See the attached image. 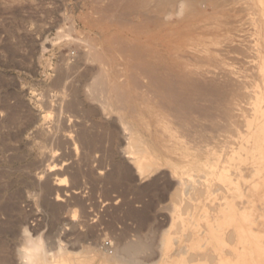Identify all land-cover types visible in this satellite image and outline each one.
Listing matches in <instances>:
<instances>
[{"label": "rangeland", "instance_id": "obj_1", "mask_svg": "<svg viewBox=\"0 0 264 264\" xmlns=\"http://www.w3.org/2000/svg\"><path fill=\"white\" fill-rule=\"evenodd\" d=\"M108 1L110 0H0L1 264H27L28 259H26L23 250L27 245L30 244L29 246H31L34 243L32 240L38 238L42 240L44 247L49 252H56L60 250V247L67 248V250L71 251L70 258L73 261L87 259V257L92 255H104L105 248H102L101 251L96 250L99 247L101 248V246L103 247V243L107 240L112 243V249H109L111 251H113V246L115 250V245L118 246L122 242H132L134 240L133 242H139L143 246L149 244L148 247L150 250H147L149 252L147 254L144 251V253L141 252V254L133 258H137L144 263H150L155 260L157 264H169L164 262L167 255L161 256L159 245H161L167 229L170 227L171 208L176 203L171 190L175 186L174 184L172 186L170 185L174 181L171 180L170 175L174 169L176 170V166L180 162L190 160L194 169L202 168L201 166L203 164V160L192 158L188 153L183 152L177 144L176 133L178 131H186L196 144L209 148L213 146L212 158L215 159L211 158L213 162L210 161V163L219 164L222 160L218 157L219 154L217 151L224 149L230 144H235L239 131L243 129V114L251 110V107L257 100V94L262 90L264 75L261 57L263 53L259 40L261 36H264V15L262 13L264 0H212L210 1L211 3L208 2V5L206 2H203L200 12L192 13H188L185 10V4L181 3L183 0H177L175 6L164 10V14L162 12H152V16L154 17H151V13L149 14L144 9L132 10L130 7H127L133 12L128 11L125 7L127 5L129 6L132 0H119L118 3L115 0L117 4L113 2L114 0ZM134 1L140 3L144 0H133L132 3ZM125 2L126 4L129 3L124 6ZM119 6L125 8L129 14L124 15L123 12L126 14L125 9L120 11L122 8L117 9ZM214 6L216 7L214 8ZM258 9L259 12H257ZM102 10L106 11V13ZM134 12L139 14H134ZM161 14L165 18L167 14V19L161 17ZM111 15L112 19L110 18ZM117 16L120 18H117ZM169 16L172 17L170 18ZM103 18L104 20H101ZM108 18L113 21L111 22ZM116 18L119 21L116 20V22ZM142 19H144L143 24L141 23ZM197 30L199 33L196 32ZM174 35H176L175 38ZM177 35L180 37L183 36L178 38ZM208 36H212V38H208ZM120 41L121 43H119ZM229 41H234L237 44ZM204 42L208 44L205 45ZM217 44H219V47ZM230 45L234 49L229 47ZM237 46L241 47L244 52L238 53V51H241V48L235 50V48H238ZM256 46L257 48H255ZM117 49L119 52H117ZM256 51L260 52V54ZM87 53L88 55H86ZM214 53L217 55L213 56L215 55ZM84 56H87L88 59ZM231 57L234 58L232 59ZM93 60L97 61L94 62ZM127 60L129 61L127 62ZM68 61L70 63L75 62L74 64L77 65L74 76L76 79H83L81 80L82 83H89L91 78L92 80L97 78H94V75L97 76L98 70H102V67L106 71L107 78L110 81L126 83V80H128L133 91L131 105L137 109V112H133V117H130V120L131 122L133 121L134 125H138L136 127L139 130L141 129L140 131L143 134L146 131L144 135H148V139L154 143L156 142V145L158 143L159 146L157 145V147L159 149L161 148L160 151L162 152L160 161L165 165L162 168L165 171L162 169L155 171V168H153L146 173L145 178H141L146 181L140 180L139 177L132 174V166L121 155L116 143H112L111 146H99L98 151L94 154L98 155L97 160L92 161V159H86L88 160L87 163L85 159L79 157L80 159L78 158L76 160L77 162L75 161L68 168L64 166L66 170L64 168L63 174L57 171L51 175L52 178L38 179V175H36L40 171L38 164L43 159L45 153L58 149L60 151H72L71 153L75 155H73L74 159L78 157L74 150H69L68 148L63 149L62 147V149H59L57 148L58 146L49 142V132L54 129L53 127L55 125L53 124L58 118L59 113L52 109V105L46 106L45 101H42L45 100V97L46 99L50 96L53 98L54 94L57 93L54 83L58 78L64 77L67 74L65 73L67 72L65 71V65ZM84 62H86L85 64L89 62L87 64L88 66ZM136 63L138 64L136 65ZM257 63L261 64L259 65V69ZM82 65L83 67H81ZM133 66L135 68L139 67L135 69ZM120 73L123 75L118 76ZM150 81L161 84L172 83L175 87L174 89L177 92L180 91L178 94L182 93L183 88L192 87L190 91L192 96L194 95L193 98L196 102L193 99L191 113H193L194 119L200 118L201 115H204V117L202 116V119H197L200 120L198 122H190L185 125L183 123H174L170 120L161 121L157 115L156 108H153V104L147 106L143 102V89L136 88L137 85L151 84ZM174 82L176 85H174ZM201 82H204L205 85ZM210 82H212L210 84L211 87L215 89L209 86ZM206 85L207 87L202 88ZM208 94L210 95L208 96ZM213 94L216 96L212 98ZM183 95L186 96L185 94ZM214 99H218V101ZM197 101L203 102L198 103ZM220 105L222 106L221 108ZM241 105L242 107H239ZM194 107L197 108L195 109ZM212 107L214 109L219 107L221 110L215 109L216 111H213ZM81 108L89 111L88 114H86L87 111L86 113L81 111L83 114H80V112L78 114L76 111L68 114L76 118L83 116L91 122L97 123L99 121V118L93 114V108L90 104L81 101ZM215 117L219 120H216ZM214 118L215 121H213ZM199 122H203V124L206 122V124L202 125ZM219 124L221 126H218ZM205 127H209L210 130ZM204 132L208 133H205L204 136ZM150 133L151 135H149ZM104 147L108 149L106 150ZM133 150L136 149L134 148ZM42 151L44 152L42 153ZM103 151L104 154H102ZM115 151L118 152L115 153ZM101 169L107 171L105 178L99 174ZM151 172L155 173L153 174ZM203 173V170L201 172L198 171L197 176L194 177L196 181L199 178L198 182H196L197 186L200 185V181L204 182ZM163 175L164 177H160ZM166 175L168 176L167 178ZM64 178H66L64 182L69 185L63 188H68L69 192L71 191L70 193L74 189L78 190L80 194L75 195L72 193V196H66L65 191L59 190L60 196L65 197L67 200L65 202L56 201V192L51 191L50 187L52 185L54 186V183L60 182L58 179ZM47 179H50L52 182L50 180L47 181ZM47 183L50 185H44ZM218 184L220 183L216 182L214 185L216 189L220 186ZM168 189H170L169 192ZM170 191L171 194H169ZM193 193L195 191L190 190L189 196ZM49 201H52L56 205L55 209L57 211L54 212L52 210L48 205ZM167 202L170 203L168 204ZM262 203L264 204L262 199L257 195V210L255 211L257 221L253 225L255 232L264 231V205ZM210 206L208 205L207 208L213 212ZM188 207L186 203L178 207L180 217L177 221L178 224L176 223L172 229L175 243L170 254L173 257H178L176 254L180 253L188 261L187 264H189V260H191L190 263L192 264L194 261H192L193 256L191 255L193 254H191L192 252L189 246L194 229L186 225L184 220L189 218L194 210L191 206V209ZM260 212L261 215L258 214ZM259 221H262V224ZM257 226L261 227L258 228ZM25 227L27 230L22 232V229ZM29 246L27 247L30 248ZM94 246H96L95 249L93 248ZM47 256L49 257L51 254ZM62 257L63 255L60 254L54 259L56 261ZM146 257L148 258L146 259ZM133 258H128L127 264H131ZM54 259L49 257L48 260L46 259V262L50 263L51 260V264H53L55 262L53 261ZM98 259L97 257V262L95 260L96 264H99Z\"/></svg>", "mask_w": 264, "mask_h": 264}, {"label": "bare ground", "instance_id": "obj_2", "mask_svg": "<svg viewBox=\"0 0 264 264\" xmlns=\"http://www.w3.org/2000/svg\"><path fill=\"white\" fill-rule=\"evenodd\" d=\"M99 1H101V0H99ZM110 1H108V2H110ZM118 1L119 0H117V3H118ZM132 1H131V3H132ZM176 1L177 0H144L143 2H140V3L134 1L132 4L129 3L130 2L129 1L128 2L130 4L129 6L127 5L128 3L126 4V2H127L126 1L124 6L127 5L125 8L130 7L132 10L144 9L149 14L151 13L150 14L151 17H154V16H152L153 15L152 12H156V13L162 12L163 13L166 8H171V7L175 6ZM210 1H212V0H188V1L183 0V1H181V3L185 4V6L184 5L183 6L185 7V10H187L188 13H192V12H200L201 7H202L201 4L203 2H206V4L208 5L209 4L208 2H210ZM256 1H258V0H256ZM113 2H115V0ZM117 3L115 2V4H117ZM106 4H104V5H106ZM120 6H122V5H120ZM120 6L117 9L122 8ZM215 7L216 6H214V8ZM125 8H122L120 11L124 10ZM240 8H238V9H240ZM98 9L100 11L99 7H98ZM131 9H128V11H131ZM183 10H184V8H183ZM124 11H126V14H125V12H123L124 15H127V13L129 14V12L126 9ZM103 12L106 13V11H103ZM113 12H112V14H113ZM131 12H133V11H131ZM173 12H175V11L173 10ZM257 12H259V9ZM262 13L264 15V7L262 8ZM108 14H109V12H108ZM114 14H115V12H114ZM130 14H132V13H130ZM134 14H139V13L134 12ZM149 14H148V16L150 17ZM142 15H143V13H142ZM145 15H147V14L145 13ZM118 16H119V14H118ZM118 16H117V18H120ZM195 16H197V15L195 14ZM200 16H202V15H200ZM111 17H112V15L110 16V18ZM115 17H116V15H115ZM161 17H164V16L162 15ZM110 18H108V19H110ZM117 18L115 19V21L118 20ZM164 19H167V14H166V18L164 17ZM200 19H202V18H200ZM101 20H104V18ZM110 20H108V21H110ZM192 20H194V19H192ZM112 21L113 20H111V22ZM141 21H142L141 23L143 24L144 19H142ZM232 21H233V19H232ZM184 22H187V21H184ZM195 22H197V21H195ZM118 23H120V22H118ZM151 23H152V21H151ZM263 23H264V21H263ZM216 25H218V24H216ZM206 26H205V28H206ZM176 27H178V26H176ZM179 32H182V31H179ZM190 32H192V31H190ZM196 32H198V30ZM263 33H262V35H263ZM210 34H211V32H210ZM175 36L176 35H174V38H175ZM177 36H178V38L180 37L179 35H177ZM217 36H220V35H217ZM189 37H190V35H189ZM209 37L212 38V36H208V38ZM116 39H117V37H116ZM116 39H114V40H116ZM118 39H120V38H118ZM194 39H197V38H194ZM215 39H217V38H215ZM221 39H222V37H221ZM110 40H111V38H110ZM138 40H140V39H138ZM205 40H207V39H205ZM208 40H210V39H208ZM162 41H164V40H162ZM227 41H225V42H227ZM259 41L261 43L260 45L262 47V53H263L262 57H261L262 58L261 61H262V70H263V75H264V36H261ZM219 42H223V41H219ZM229 42L233 43L234 41H229ZM119 43H121V41ZM114 44H115V42H114ZM204 44L207 45L208 43L204 42ZM204 44H202V45H204ZM235 44H237V43H235ZM210 45H213V44H210ZM217 45L219 47V44H217ZM232 45H230L229 47H231ZM257 46L255 48H257ZM124 47H127V46H124ZM186 48H188V47L186 46ZM231 48L234 49V47H231ZM239 48H241V47H238L237 49L235 48V50H239ZM107 49H108V47H107ZM118 49H120V48H118ZM118 49H117V52H119ZM128 49H130V47H128ZM189 49L191 50V48H189ZM216 49H217V47H216ZM186 50H188V49H186ZM230 50H232V49H230ZM126 52H127V50H126ZM240 52L241 53L244 52L242 48H241V51H238V53H240ZM256 52H258V51H256ZM258 53L260 54V52H258ZM198 54H199V52H198ZM86 55H88V53ZM98 55H99V53H98ZM216 55L217 54H215L213 56H216ZM84 57H87V56H84ZM105 57H107V56L105 55ZM87 59H88V57H87ZM122 59H124V58H122ZM113 60H116V59H113ZM96 61H94V62H96ZM109 61H110V59H109ZM128 61L129 60H127V62ZM216 61H218V60H216ZM252 62H253V60H252ZM74 63H70L68 61L65 65L66 68L64 67L66 69L65 71H67L65 73H67V74L64 77L58 78L55 81L54 86L57 89V93L54 94V97L52 98L50 96V97H47V99H46V97L44 96L45 100H42V101H45L44 103H46V106L52 105V109H54L55 112L59 113L58 118L56 119V121H54V124H53V125H55L53 127L54 129L51 130L50 132L48 131L49 135L48 134L47 135H48L49 142L51 144H55V146H58L57 148H59V149L62 147L63 149L68 148L69 150H74V152L76 153V156H78V157L76 159H74L75 155L71 153L72 151H69V152L65 151V150L60 151L58 149H54L52 151L45 153L43 155V159L41 158L42 160L38 164V168L40 169V171L36 174V175H38V179L41 180V179L47 178V177L50 178L51 175L57 171H60L59 173L63 174L64 173L63 170L65 168L64 166H67V168H68L69 165H72L79 157L85 159V161H87V163H88V160H86V159H92V161L97 160L98 155L97 154L94 155V154L96 153V151H98L97 149L99 148V146H102V145H106V146L110 145L111 146L112 143L113 144L116 143V145L119 148L121 155L125 159H127L129 165L132 166V174L136 177H139L140 180H142L141 178H143L146 175V173H148L153 168H155V171L161 170L162 168H164L165 165L160 161V157H161L162 152L160 151L161 148L159 149L157 147L158 143L156 145L155 144L156 142L154 143L153 141L148 139L147 138L148 135L147 136L144 135L146 131L143 134L142 131H140L141 129L139 130L137 128L138 125H134L133 121L131 122V120H130V117L131 118L133 117V112H137V109H136V107L131 105V100L133 97V93H132L133 91L131 88L132 86H130L128 80H126L127 81L126 83H124V82L117 83L114 81L112 82L107 78L106 71L102 67V70H98L97 76H95L93 74L94 78L95 77H97V78H95L94 80H92V78H91L89 80V83H82L81 80H83V79H81V80H80V78L76 79L74 76V73L77 70V65ZM85 63L86 62H84V64ZM227 63H229V62H227ZM87 64H85V65H87ZM137 64L138 63H136V65ZM257 64H258V69H259V65H261V64H259V63H257ZM132 65H133V63H132ZM247 65H249V64H247ZM134 66H133V68H135ZM81 67H83V65ZM138 67L135 69H138ZM221 67H223V66H221ZM113 68H111V69L113 70ZM214 69H216V68H214ZM142 72H144V71H142ZM77 75H79V74H77ZM119 75H123V74L120 73V74H118V76ZM127 75H129V74H127ZM114 78H116V77L114 76ZM158 80H160V79H158ZM86 81H88V80H86ZM123 81H124V79H123ZM228 81H229V79H228ZM211 83L212 82L209 83L210 87H211V85H210ZM202 84H204V82ZM174 85H176L175 82H174ZM207 85L202 87V88L207 87ZM136 88H141V90L143 89V94H142L143 102H145L147 106H151L153 104V108H156L157 113H158L157 115L160 117L161 121L162 120H165V121L170 120L174 123L175 122L180 123V124L183 123V125H185V124L190 123V122H195V121L198 122L200 120H197V119H202V116L204 117V115H201V116L199 115L200 118L194 119V117L192 115L193 113H191V109H192L191 107H192V103H193V99H194L193 98L194 95L192 96L191 91H190L192 87L191 88L190 87L183 88L182 93L185 94L186 96H184L182 93L178 94L180 91L177 92L174 89L175 87L173 86L172 83L161 84L159 82L152 81L151 84L137 85ZM211 88H214V87H211ZM223 88H224V86H223ZM197 89H198V86H197ZM197 89H196V91H197ZM207 89H209V88H207ZM219 91H220V89H219ZM189 94H191L192 97L189 96ZM216 94H218V93H216ZM49 95H50V93H49ZM209 95L210 94H208V96ZM257 95L258 96H257L256 102L253 104L252 107L250 106L251 110L249 112H246L243 114V118H244L243 129H242V131H239V135H238V138H237V141L235 142V144H232V145L230 144V145L226 146L224 149L219 148L220 150L217 151V153L219 154L218 157H220V160H222V161H220L219 164H211L210 163L211 158L213 156V154H212L213 146H212V148H209V147H203V146H200L199 144H196L195 141L192 140L191 137H189V133L186 131H178L176 133L175 137L177 138V144L179 147H181L183 152L188 153V155L192 158L203 160V162H202L203 164L201 166L202 168L194 169L191 165L192 162L190 163V160L180 162L177 164L176 170L174 169L170 175L171 180L174 181L173 183L171 182L170 185L172 186V184H174V186H175V187H173L174 191H173V189H171V190L173 192L172 195L175 198L176 203H174L172 208L169 207L172 209V214L170 216L171 224L169 223L170 227L167 229V233H166L165 237L163 238L161 245H159L160 246L159 252H160L161 256L167 255L166 258L164 257L165 258L164 262L169 263V264H187L188 263V261L185 259V257H183L180 253L176 254V255H178V257H173V255L170 254V251L173 249V245L175 243L172 229L180 217L178 207H180L182 204L186 203V205L189 206L188 208H190V206H191L194 210L193 214H191V216L189 214L190 217L189 218L186 217L187 219L184 220V223L186 225H189L190 228L192 227L194 229V231L191 235V244L189 246L191 249V252H192L191 254H193V255H191V256H193V258L191 257L192 261H194L192 264H264V231L263 232H258V231L255 232L253 229V225H254L255 221H257L256 216H255L256 215L255 211L257 210V195L264 202V104H262L264 102V85L262 87V90ZM203 96H205V95L203 94ZM213 96H216V95L213 94L212 98H213ZM246 96H248V95H246ZM156 99H158V101H156ZM221 99H222V97H221ZM199 100H201V99H199ZM214 100L218 101V99H214ZM81 101H84V102H86L92 106L93 114H95V116H97L99 118V121L97 123L91 122V121L87 120L86 118H84L83 116H81V117L78 116L76 118V117H72L71 115H69L70 113L75 112V111L78 112V114H79V112H80V114H83V113H81V111L86 113L87 110L85 111L81 108ZM194 101L196 102L195 99H194ZM199 102L202 103L203 101L202 102L199 101ZM213 102H215V101H213ZM228 104H230V103H228ZM233 105H232V107H233ZM221 107L222 106L220 105V108ZM239 107H242V105ZM86 108H88V107H86ZM139 108H141V107H139ZM194 108L196 109L197 107H194ZM194 108H193V110H194ZM215 109L221 110V109H219V107L215 108ZM215 109L213 108V111ZM232 110H233V108H232ZM235 110H236V108H235ZM226 111H227V109H226ZM88 112L89 111H87L86 114H88ZM220 112H224V111H220ZM91 113H92V111H91ZM195 113H197V112H195ZM217 113H218V111H217ZM231 113H233V112H231ZM231 113H229V114H231ZM237 113L239 114V112H237ZM65 114H68V115H65ZM90 115H92V114H90ZM91 117H94V116H91ZM215 118L213 121H215ZM234 118H236V117H234ZM95 120H97V119H95ZM216 120H219V119L216 118ZM233 120H235V119H233ZM220 121H222V120H220ZM206 122H204V124H203V122H199V123H201L202 125H205ZM151 125H153V124H151ZM207 125H208V123H207ZM218 126H221V125L219 124ZM236 126H238V125H236ZM206 129L210 130L209 127H207ZM231 130H232V128H231ZM48 132H46V133H48ZM100 132H102V134H100ZM205 133H208V132H204V136H205ZM149 135H151V133ZM153 138H154V136H153ZM207 139H208V137H207ZM214 147H215V145H214ZM134 148L136 150H133ZM109 150H111V149H109ZM43 152L44 151H42V153ZM108 152L110 153V151H108ZM117 152L115 151V153H117ZM102 154H104V151L102 152ZM83 159H81V160H83ZM212 159H215V158H212ZM102 161H104V160H102ZM57 162L58 163L60 162V163L58 164ZM78 162H79V160H78ZM83 162H84V160H83ZM211 162H213V161H211ZM78 164H80V163H78ZM65 170H66V168H65ZM162 170L165 171L164 169H162ZM166 170H168V169L166 168ZM202 170L204 172L202 174V176L204 177V182L200 181V183H199L200 185L197 186L196 182H198L199 178L196 181L194 177L197 176L198 171L201 172ZM68 171H69V169H68ZM166 172H164V173H166ZM151 173L154 174L155 172H151ZM99 174L101 176H104V178H105L107 171L101 169L99 171ZM158 174H155V175H158ZM148 176H147V178H148ZM160 177H164V175L160 176ZM167 177L168 176L166 175V178ZM36 178H37V176H36ZM150 178H152V177H150ZM73 179H75V178L73 177ZM77 179H78V177H77ZM49 180L50 179H47V181H49ZM58 180L60 182L54 183V186L51 183L52 186L50 187L51 191L56 192V201L65 202L67 200L65 197L60 196V194L58 192L59 190L65 191L66 196H72V193H74L75 195L80 194V191H78V190H75V189L72 190L71 189L72 193H70L71 191L69 192L68 188L67 189L63 188L65 186L69 185L68 183L64 182L66 180V178L58 179ZM153 180H152V182H153ZM75 181H76V179H75ZM142 181H146V180L144 179ZM159 181H158V184H159ZM166 181H168V180H166ZM138 182H139V180H138ZM216 182L220 183V184H218V185H220L218 187V189H216V187L214 186ZM76 183H74V184H76ZM44 185L49 186L50 184L47 183ZM73 186H75V185H73ZM169 190L170 189H168V192H169ZM190 190H194L195 193H193L192 195L189 196ZM51 191H50V193H52ZM164 194H166V192H164ZM169 194H171V191ZM111 198H109V199H111ZM48 205L52 208V210H54V212L57 211L55 209L56 205L52 201H49ZM208 205H211L210 207H212L213 212L208 210V208H207ZM169 206H171V205H169ZM184 207H186V206L184 205ZM180 211H181V209H180ZM263 211H264V209H263ZM258 214L261 215V212ZM258 214H257V216H258ZM257 218L259 219V217H257ZM73 219H75V218H73ZM80 220H82V219H80ZM79 222H81V221H79ZM259 222L262 224V221H259ZM257 224H259V223L257 222ZM261 226H259V227L257 226V227L260 228ZM122 238H123V236H122ZM126 241H128V240H126ZM133 241L134 240H132V242H129V241L125 242L124 241L125 243L122 242V244H120L118 246L115 245V250H114V246H113V251L109 250V248H107L105 246H103V247L101 246V248L99 247L100 249L98 248L96 251H98V250L101 251L102 248L103 249L105 248L104 250H106V251H104V255H99L95 251V253L98 254L100 257L98 255L97 256L92 255V256L87 257V259H78V260L74 259L75 261L71 260V258H70L71 251L67 250V248L64 249L63 247H60V250H57L56 252H49L47 250V248L44 247V243H42V240L40 238L32 240V242H34V243L31 246H29L30 244L27 245L30 248H28L26 246L23 251H24V255L26 256V259H28L27 260L28 262L26 261L27 264H51V260L49 263V262H46V259L48 260L49 257H52L54 259V258H56V256L58 257L60 254H62L63 257L60 259L58 258L59 260H56V261L54 259L53 261H55V262L53 263V261H52L53 264H96L97 257L99 258L98 259L99 264H127L128 258L130 259V258L136 257L139 254H141V252L144 253V251L146 252L145 254H147V253H149L148 251L150 250V248L148 247L149 244L147 246H143L139 242H133ZM177 242H178V240H177ZM60 246H61V244H60ZM95 247L96 246H94L93 248L95 249ZM88 248H89V246H88ZM63 249H64V251H63ZM21 251H22V249H21ZM50 254H51V256L48 257L47 255H50ZM52 254H54V256H52ZM56 254H59V255H56ZM155 255H156V253H155ZM35 257H36V259H35ZM148 257H149V255H148ZM148 257H146V259ZM150 258H152V257H150ZM95 260H96V262H95ZM189 261L191 262V260H189ZM190 262H189V264H191ZM131 264H157V262L154 260L153 262L151 261L150 263H144L143 261H140L137 258H133V261H131Z\"/></svg>", "mask_w": 264, "mask_h": 264}, {"label": "built area", "instance_id": "obj_3", "mask_svg": "<svg viewBox=\"0 0 264 264\" xmlns=\"http://www.w3.org/2000/svg\"><path fill=\"white\" fill-rule=\"evenodd\" d=\"M103 246H105V247H107V248H109V249H112V243H111V241H105L104 243H103Z\"/></svg>", "mask_w": 264, "mask_h": 264}, {"label": "clouds", "instance_id": "obj_4", "mask_svg": "<svg viewBox=\"0 0 264 264\" xmlns=\"http://www.w3.org/2000/svg\"><path fill=\"white\" fill-rule=\"evenodd\" d=\"M27 229H26V227L24 228V229H22V232H24V231H26Z\"/></svg>", "mask_w": 264, "mask_h": 264}]
</instances>
